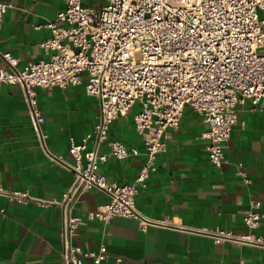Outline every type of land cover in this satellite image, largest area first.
I'll return each instance as SVG.
<instances>
[{
  "label": "crops",
  "instance_id": "1",
  "mask_svg": "<svg viewBox=\"0 0 264 264\" xmlns=\"http://www.w3.org/2000/svg\"><path fill=\"white\" fill-rule=\"evenodd\" d=\"M2 1L11 6L0 21V55H15L19 67L28 61L48 59L49 53L41 45L51 35L45 23L57 21L65 0ZM105 3L83 0L85 6L97 9ZM259 15L264 17V9ZM259 51L264 52V46ZM85 81L84 75L81 83L69 87L37 88L44 116V143L27 112L21 87L16 83L0 85L1 187L26 189L40 198L62 200L74 179L68 167L73 161L70 143H81L93 132L100 112L98 99L86 92ZM250 106L249 99L238 105V122L227 141L221 167L208 157L207 140L202 136L208 124L190 105H185L179 125L166 129L167 149L157 154V168L147 178L146 187L139 188L135 201L145 215L168 217L184 229L150 225L144 230L138 220L121 215L107 223L91 219L89 210L109 201L103 189L91 187L74 203L73 214L85 221L72 243L88 251L106 245L108 257L103 264H264L263 247L232 240L217 243L203 232L186 229L218 227L244 232L247 227L243 215L252 199L260 201L264 213V110L250 111ZM139 109L136 103L110 124L109 139L140 151L126 158L109 156L100 164L111 182L132 183L144 164V139L134 121ZM87 144H94L93 137ZM101 150L108 152L109 146L105 143ZM65 217L59 204L21 203L0 194V264H62ZM256 232L264 237V217ZM83 264H94V259L84 256Z\"/></svg>",
  "mask_w": 264,
  "mask_h": 264
},
{
  "label": "built area",
  "instance_id": "2",
  "mask_svg": "<svg viewBox=\"0 0 264 264\" xmlns=\"http://www.w3.org/2000/svg\"><path fill=\"white\" fill-rule=\"evenodd\" d=\"M9 6L0 0V21ZM261 9L264 0H106L99 9L85 6L83 0H65L57 21L45 23L51 35L41 45L49 53L48 59L28 61L19 67L18 57L1 53L4 65L0 66V85L16 83L21 87L27 112L43 143L44 116L38 104V87H69L81 83L85 75L86 92L99 101L93 132L81 143H70L73 161L68 167L74 179L61 201L0 186V194L11 200L64 208L62 264H83L84 256H91L94 264H103L108 257L104 244L98 251H88L72 243L85 221L73 214L74 203L91 187L109 195L107 203L89 210L91 219L107 223L121 215L138 220L144 230L150 225L185 228L168 217L145 215L137 207L135 195L156 170L157 154L167 149L166 129L179 125L185 105L207 122L202 136L216 167L225 161V147L238 122V105L249 99L250 111L264 110ZM136 103L140 109L134 121L144 139L145 161L132 183L118 184L107 179L100 164L109 156L126 158L140 153L137 147L108 135L112 121L126 115ZM92 137L94 144L89 147L87 142ZM105 143L108 152L101 150ZM260 207V201H250L243 215L247 230L241 233L218 227L186 229L203 232L217 243L232 240L264 248V237L256 232L264 217Z\"/></svg>",
  "mask_w": 264,
  "mask_h": 264
},
{
  "label": "rangeland",
  "instance_id": "3",
  "mask_svg": "<svg viewBox=\"0 0 264 264\" xmlns=\"http://www.w3.org/2000/svg\"><path fill=\"white\" fill-rule=\"evenodd\" d=\"M136 57H137V58H140V57H141V53H140V52H137V53H136Z\"/></svg>",
  "mask_w": 264,
  "mask_h": 264
}]
</instances>
